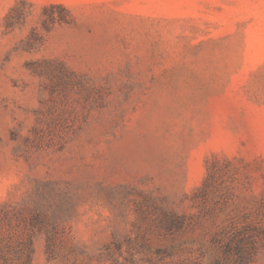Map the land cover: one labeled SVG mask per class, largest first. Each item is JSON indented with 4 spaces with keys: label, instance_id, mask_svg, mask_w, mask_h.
I'll use <instances>...</instances> for the list:
<instances>
[{
    "label": "rangeland",
    "instance_id": "rangeland-1",
    "mask_svg": "<svg viewBox=\"0 0 264 264\" xmlns=\"http://www.w3.org/2000/svg\"><path fill=\"white\" fill-rule=\"evenodd\" d=\"M0 264H264V0H0Z\"/></svg>",
    "mask_w": 264,
    "mask_h": 264
}]
</instances>
